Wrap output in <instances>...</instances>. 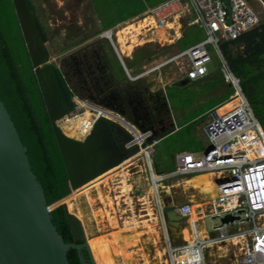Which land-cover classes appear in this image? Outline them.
<instances>
[{
	"label": "built area",
	"instance_id": "built-area-1",
	"mask_svg": "<svg viewBox=\"0 0 264 264\" xmlns=\"http://www.w3.org/2000/svg\"><path fill=\"white\" fill-rule=\"evenodd\" d=\"M141 21H148L147 26L141 30L146 34L161 29L174 30L176 26L180 29L196 26L204 32L205 38L163 62L145 66L137 75L132 76L125 68L130 80H140L168 64L177 63L183 66V79L199 81L209 73L207 64L212 61L213 52L223 82L232 90L224 103L205 114L207 120L203 130L207 146L203 154H176L175 168L167 173H157L153 157L158 140L152 138L151 131H140L121 115L76 95L73 96L74 108L69 118L89 111L95 118L92 129L98 121L106 120L117 124L128 134L124 147L127 151H135L129 158L138 155L131 172L138 171L139 166H142L156 187L154 209L161 221L172 264L180 256H186L187 261L207 264L205 247L208 242L216 245L233 239L238 240L235 245L230 242L238 253L234 251L232 261L227 264H264V157H258L251 145L258 140L264 148V132L243 92L241 79L234 74L222 51L223 43L235 41L260 26L263 21L262 12L250 0H165L142 13L137 19V22ZM117 32L118 29H109L101 32L100 37L108 40L120 56L115 43ZM228 106L229 109L225 110ZM209 172L222 174L218 187L235 202L234 208L231 209L229 205L215 216L224 217L229 214L234 217V221L213 228L216 236L212 239L209 237V240H202L192 235L190 240L177 245L169 232L164 213V184L181 176ZM190 208V204H184L176 210L188 219L191 216ZM236 223H249L250 228L229 232L228 227ZM193 232L196 234L195 230Z\"/></svg>",
	"mask_w": 264,
	"mask_h": 264
},
{
	"label": "trees",
	"instance_id": "trees-1",
	"mask_svg": "<svg viewBox=\"0 0 264 264\" xmlns=\"http://www.w3.org/2000/svg\"><path fill=\"white\" fill-rule=\"evenodd\" d=\"M162 1L165 0H92L95 12L102 19L101 29L75 43L80 44L109 30ZM258 1L264 7V0ZM27 3L34 12L31 1L27 0ZM40 26L46 36L44 28L41 24ZM222 51L234 74L241 79L246 98L252 103H258V96L264 93V21L239 39L223 43ZM86 52L88 74L83 71L78 75L74 68L70 69V75L65 73L72 95L121 115L140 131L151 130L161 134L166 129L165 136L173 130L170 127L172 117L164 92L151 91L144 80H130L108 40L101 39L88 45ZM155 54L151 47L140 48L134 52L132 59H124V62L127 69L132 70L150 61ZM231 93L232 90L229 89L227 99ZM0 100L27 149L32 171L44 190L47 204L53 205L69 195L71 189L46 110L43 90L33 75L32 61L12 0H0ZM73 108L71 103L67 110L71 112ZM120 131L123 147L128 135ZM159 139L160 136L156 140ZM124 151L128 156L135 153ZM154 164L157 173H165V170L160 169L157 159ZM200 185L203 184L198 183L196 177L175 181L174 191L180 204L186 200L188 203L201 202L205 196L198 188ZM68 197L74 203L73 194ZM65 203L67 204L66 200ZM67 207L69 210L68 204ZM51 216L54 226L66 243H83L74 241L64 206L53 210ZM83 254L89 264L87 253L84 251ZM67 257L69 264H82L77 250L71 249Z\"/></svg>",
	"mask_w": 264,
	"mask_h": 264
},
{
	"label": "water",
	"instance_id": "water-1",
	"mask_svg": "<svg viewBox=\"0 0 264 264\" xmlns=\"http://www.w3.org/2000/svg\"><path fill=\"white\" fill-rule=\"evenodd\" d=\"M12 2L32 61L33 75L43 90L46 110L62 155L71 195L129 158L123 151L124 148L116 145L115 135L108 128L113 124L125 131L115 123L100 120L84 141H78L62 130L59 123L68 119L70 112L56 95L55 81L63 85V78L58 68L45 64L49 59L45 48L47 38L27 0ZM115 53L124 64L123 58L116 51ZM170 127L174 128L173 122ZM151 132L153 139L159 136L163 138L166 129L161 134ZM69 195L53 205L47 204L44 190L32 171L27 149L0 100V264H69L67 256L71 249L79 252L82 264H87L84 251L88 255L89 264H96L81 221L68 210L65 203ZM60 206H64L66 210L74 241H82V244L66 243L58 233L52 222L51 212ZM176 209V205H165L164 208L172 236V229L177 223L187 220ZM218 218H221L222 223L234 221V217L229 214Z\"/></svg>",
	"mask_w": 264,
	"mask_h": 264
},
{
	"label": "rangeland",
	"instance_id": "rangeland-1",
	"mask_svg": "<svg viewBox=\"0 0 264 264\" xmlns=\"http://www.w3.org/2000/svg\"><path fill=\"white\" fill-rule=\"evenodd\" d=\"M30 1L34 6L33 14L35 18L40 22L46 33L47 42L45 43V48L48 52L49 59L45 64H51L59 68L63 59L68 58L69 56L75 54L82 48H85L88 45L93 44L102 39L100 37V34H98L96 36L90 37L88 40L80 44L75 43L76 41L82 39L84 36L92 35L94 32L100 31L101 29V23L98 22V18L91 0ZM250 2L257 10L262 12V20L264 21L263 5L258 0H250ZM137 19L138 18L135 17L132 20H128L126 23L121 24V26L118 28V31L128 27L129 25H137ZM175 31H177V29H175ZM175 31H168L164 29L166 37L162 39L158 34L159 30L156 32H149L147 34L145 31H142V34L140 33L139 35L134 32V30H131L132 34H129L127 38H129L131 41L132 37L134 36L136 41L141 44L135 45L132 50V53L129 56H124L120 52V45L117 39H115V43L117 44L118 50L121 56L123 57V60L129 57V59H132L134 52L144 47H151L156 52V54L152 57L150 61L138 65L132 70H129L132 76L142 72L145 66L163 62L174 54H176L177 52L185 50L191 47L193 44L204 40L205 38V34L202 30H200L196 26H191L185 31L183 39L179 43H177L178 41L176 40L177 36ZM211 56L212 61L207 64V68L209 70V73H215L217 59L213 52H211ZM182 67V64L171 63L162 67L160 70L155 71L150 75L140 79L144 80L147 84H149L150 89L155 91L158 90L161 84H169L164 88V94L172 118L175 124L177 126H180V128L178 129L180 131H178L172 137L162 142L160 141L159 144L156 146L154 159H157L160 165H170L173 162L175 154L177 152L192 147L195 142H193L190 138L191 131L197 130V127L204 124V121L206 120L204 115L210 109L219 104L224 103L225 100H227L226 95L222 97L215 96L214 86L207 80L182 85L179 82L184 76V70ZM258 100V103H252L249 100L248 102L250 103L253 112L264 132V93L262 94V96H258ZM86 114L89 115L88 112H86ZM90 115H92V113H90ZM79 116H81V114L77 117ZM201 116H203V118H201ZM77 117L61 120L59 125L62 130L70 137L78 140H83L91 129L95 118L89 117L86 120H82L83 122H80L78 121ZM82 119L85 118L83 117ZM124 150L126 149L124 148ZM135 161L136 156L127 160L125 159L119 164L120 166L118 168H116L109 174V183L111 184V195L116 198L115 199L114 197H112L114 198L113 201L118 204L115 205L114 203V206L115 210L117 209L116 214L121 230H130L157 224V222L152 219V216L149 215L150 210L147 209V212H142V210H139L137 212L136 210L137 204L143 203L139 202L140 199L138 197L136 198V192L138 193L139 187L142 185L141 178L139 176L138 171L131 172V167L134 165ZM128 166L129 168H126ZM121 168L125 169L124 171L126 172L128 171L127 173L129 174V178H135H133L134 180L133 182H131L132 190H134V194L131 198L132 200H127V197L119 193L120 189L118 185L113 184L112 182V179L114 178L115 180H118ZM135 187L138 189H135ZM166 192L171 193L169 190V186L166 187ZM211 197L212 195L206 192V196L201 202L208 205L210 204ZM183 203L189 204L187 200L183 201ZM145 207L148 208L147 205ZM150 208L152 209V204ZM120 213L122 214L121 218ZM154 213L157 215V212L154 211ZM133 216H136L138 219L139 224H137L136 226H134L132 222H130L133 221ZM181 222L184 223L185 221ZM221 224V218H218L215 215L205 218L204 226L205 229L207 228V234L211 239L216 236V233L214 232L213 228L218 227ZM175 227L174 229H172L173 232L175 231ZM248 228H250L249 223H236L233 226L228 227V231L235 232L238 230H247ZM185 240V238H182V242L175 243L173 239L174 243L177 245L182 244L183 242H185ZM225 247V250L222 251H216V249L214 248L206 250L207 264H227L231 262L232 256L234 255L233 252H238L230 242L226 243ZM180 262L182 263L183 260L181 259Z\"/></svg>",
	"mask_w": 264,
	"mask_h": 264
},
{
	"label": "bare ground",
	"instance_id": "bare-ground-1",
	"mask_svg": "<svg viewBox=\"0 0 264 264\" xmlns=\"http://www.w3.org/2000/svg\"><path fill=\"white\" fill-rule=\"evenodd\" d=\"M147 24L148 21L137 22V25H129L128 27L123 28L117 32V41L120 45L119 49L124 56H129L132 53V50L135 47V45L141 44L138 43V41H136L134 36L132 37L131 41L129 38H127L129 34H132L131 30H134V32H136L139 35L142 32L141 30H143L147 26ZM169 27L172 28V25H169ZM175 29H177L176 36L178 38L180 37V33H178L180 27H177ZM158 34L162 39L166 37L164 29L159 30ZM227 109H229V106L225 108V110ZM87 112L90 115V112L89 111ZM89 115L86 114L85 112L81 114V116L77 117V119L78 121L83 122L82 120H86L89 117H94L93 115L90 116ZM106 116L108 118H111L110 115H106ZM83 117L85 119H82ZM91 131H92V127L89 130L86 137L91 133ZM86 137L83 140H78L72 137L70 138L78 141H84ZM251 145H252V149L257 152L256 155L258 157L263 158L264 148L259 143V141L255 140L251 143ZM137 158L138 155L136 156V161L134 164L137 163L138 160ZM119 166L120 165L110 169L106 173L95 178L94 180L82 186L78 190H75L72 193L74 198V203L70 202L69 197L65 199L69 206L70 212H72V214H74L81 221L95 263L96 264H172L168 255L166 244L164 245L165 238L163 237L165 236L162 229L160 218L154 213L153 209L150 208L151 207L150 197L151 196L154 197L156 193V187L153 186L147 172L144 170V168H142V166H139L138 168V173L141 178L142 185L139 187L138 193L136 192L137 190L135 191L137 194L136 198L138 197L140 199V200L138 199L139 202H142L144 205L148 206V208L147 207L146 208L150 210L149 215L152 216V219L155 220L157 224L148 225L145 227H140L130 230H121L118 222V217L116 214L117 209L115 210V206H114V203L115 205L118 204H116V202L113 201L115 197L111 195V190H110L111 184L109 183V174ZM126 168H129V166ZM120 170L121 171L118 180H115L114 177H111L114 178L112 179L113 180L112 182L113 184L118 185L120 189L119 193L127 197L126 199L129 200L132 198V195L134 194L133 193L134 190H132L131 187L132 185L131 182H133L135 178L134 177L129 178V174L127 173L128 171L127 172L124 171L125 169L121 168ZM198 176L204 177L205 179L203 184L204 186L203 185L198 186L200 192L202 193L203 196H206V192H207L211 194L212 197L210 199V204L208 205L204 204L203 202L189 203L191 205L190 219L187 221V223L183 224V226L185 227L184 229H177L176 231L177 233H180V235L184 237L186 240H190L192 235L193 236L196 235L202 240H209L208 239L209 236L207 234L208 231H206L207 228L205 229L204 226L205 218L216 215L221 211H224L229 205L231 209L235 207L234 200L230 199V196L222 192L221 189L218 187V184H220L222 179V174L220 173L209 172V173H203L197 175L181 176L176 181L190 179L191 177L197 178ZM170 188L176 207L183 206L185 203H182V205L180 204V200L175 194L173 184L170 186ZM135 189L138 188L135 187ZM82 200L85 201L87 205L88 216H86L85 211L83 209ZM136 216H133V221H130L134 226L139 224ZM121 217L122 214L120 218ZM194 230L196 234H194L193 232ZM228 242H234V245L238 244L237 239H233L232 241H227V242H221L216 245L212 244L211 242H208L205 247V251L212 248L216 249V251L225 250L226 248L225 244ZM185 258L186 256H180L176 258L175 264H180L181 259L185 260ZM187 264H200V263L187 261Z\"/></svg>",
	"mask_w": 264,
	"mask_h": 264
},
{
	"label": "crops",
	"instance_id": "crops-1",
	"mask_svg": "<svg viewBox=\"0 0 264 264\" xmlns=\"http://www.w3.org/2000/svg\"><path fill=\"white\" fill-rule=\"evenodd\" d=\"M62 1V0H61ZM92 1V0H91ZM93 5V4H92ZM146 11V10H145ZM144 11V12H145ZM144 12H142V13H144ZM141 13V14H142ZM141 14H139V15H137V16H135L136 18H138ZM96 15H97V13H96ZM135 17H133V18H135ZM97 18H98V22L99 23H101V21H102V19L97 15ZM133 18H130V19H128V20H132ZM128 20H126V21H124V22H122V23H120V24H118L117 26H115V27H113V28H111V30H117L120 26H121V24H124V23H126ZM176 27H179V26H176ZM175 27V28H176ZM175 28H174V31H175ZM189 27H187V28H184V29H180L179 31H178V33H180V37H176V40L177 41H179L180 39H182L183 37H184V33H185V31L188 29ZM172 31V30H171ZM176 32V35H177V31H175ZM120 53V52H119ZM120 56H121V54H120ZM122 57V56H121ZM123 58V57H122ZM130 58V57H129ZM129 58H127V59H129ZM120 61V60H119ZM120 63H121V65H122V67L124 68V71L126 72V70H125V68H127L126 67V65H125V62H124V60H123V63L124 64H122V62L120 61ZM128 71H129V69H127ZM130 72V71H129ZM126 74H127V72H126ZM131 74V73H130ZM128 76V75H127ZM184 78V76L181 78V80L179 81L182 85H187V84H189V83H193V82H189V81H187V80H185V79H183ZM205 80H207V81H209L210 83H212V85L214 86V94H215V96H217V97H222V96H224V95H226L227 93H228V91H229V89H230V87L227 85V84H225L224 82H223V79H222V75H221V73L219 72V70H218V68H217V66H216V72L215 73H208V75L205 77V78H203V79H201V80H199V81H205ZM178 82V83H179ZM196 82H198V81H196ZM167 85H169V84H166L165 85V83H163V84H161V86H159V88H158V90L157 91H160V90H162L163 92H164V88L167 86ZM151 91H155V90H151ZM226 101V100H225ZM171 117H172V115H171ZM204 117L206 118V116L204 115ZM201 118H203V116H201ZM206 120H207V118H206ZM206 120L204 121V124H202L201 126H199V127H197L198 129L197 130H192L191 131V133H190V138H191V140L193 141V142H195V144L194 145H192V147H190V148H188V149H186V150H183V151H179V152H177L176 154H179V153H183V152H185V153H192V154H194L195 156H201L202 154H203V152L205 151V149H206V146H207V140H206V136H205V133H204V130H203V128H204V126H205V124H206ZM172 122H173V124H174V128H173V130H171L168 134H166L163 138H160L159 140H158V144H159V142L161 141H164V140H166V139H168V138H170V137H172L174 134H176L178 131H180V130H178L179 128H180V126H177L176 124H175V122H174V120H173V118H172ZM176 154H175V156H176ZM154 156H155V154H154ZM127 160V159H126ZM153 161H155V159H154V157H153ZM155 165V164H154ZM175 168V158H174V160H173V162L170 164V165H160V169L161 170H165V173H167V172H169V171H171V170H173ZM179 178V177H178ZM178 178H176V179H173V180H171V181H168V182H165V188H164V190H163V195H162V197H163V201H164V204L165 205H168V206H170V205H175V202H174V199H173V196L171 195V193H167L166 192V187H168V186H171ZM150 202H151V204H152V209H153V211H155V209H154V204H153V197L151 196L150 197ZM142 203V202H141ZM82 205H83V209H84V211H85V214H86V216H88V209H87V205H86V203H85V201H83L82 200ZM146 205H144V204H137V208H136V210H137V212L139 211V210H142V212H147V208L145 207ZM190 218H188L187 220H185V222L184 223H187V221L189 220ZM183 222H181V223H177V226L175 227V232H173V236H172V238L174 239V241H175V243H177V242H182V238H184V237H182L181 235H180V233H177L176 231H177V229H184L185 227L183 226V224H184ZM179 225V226H178ZM179 227V228H178ZM179 231V230H178Z\"/></svg>",
	"mask_w": 264,
	"mask_h": 264
},
{
	"label": "flooded vegetation",
	"instance_id": "flooded-vegetation-1",
	"mask_svg": "<svg viewBox=\"0 0 264 264\" xmlns=\"http://www.w3.org/2000/svg\"><path fill=\"white\" fill-rule=\"evenodd\" d=\"M51 66H54V65H51ZM82 66V69H80V67ZM56 67V66H54ZM58 68V67H56ZM75 69L77 74L78 75H81L84 71V73L87 75L88 74V69H89V66H88V55H87V52H86V47L85 48H82L81 50H79L78 52H76L75 54L69 56L68 58H65L62 60L61 64H60V67L58 68L59 69V72L63 78V82L62 84L63 85H60L57 81H55L56 83V95L59 99V101L63 104V106L67 109L71 103H73V96L71 94V90L69 89V85L67 84V81H66V76H65V73L70 75V69ZM109 130H112L113 131V134L115 135V142H116V145L118 147H122V144L120 142V137L122 136V133H121V129L112 125L109 126L108 128ZM125 148V147H124ZM124 151V149H123ZM125 152V151H124ZM203 180H202V179ZM197 182L198 183H202L204 184V177H201V176H198L196 178ZM169 190L171 192V188L169 186ZM171 195H172V192H171ZM187 261L183 260V262L181 264H185Z\"/></svg>",
	"mask_w": 264,
	"mask_h": 264
}]
</instances>
